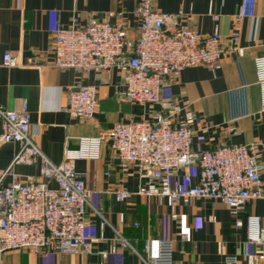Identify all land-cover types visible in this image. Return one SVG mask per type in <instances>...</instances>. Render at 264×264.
Masks as SVG:
<instances>
[{
  "label": "crops",
  "instance_id": "1",
  "mask_svg": "<svg viewBox=\"0 0 264 264\" xmlns=\"http://www.w3.org/2000/svg\"><path fill=\"white\" fill-rule=\"evenodd\" d=\"M138 2L0 0V105L16 111L27 107L31 133L52 163H62L67 149H79L82 138L96 137L118 122L152 118L159 111L157 105L119 98L116 73L110 83L102 84L94 72L61 70L53 62L54 34L59 25L85 24L92 16L104 19L109 11L123 10L129 33L135 36ZM155 4L162 11H182L185 21L201 33L220 31L226 45L238 31L245 49L243 55L225 54L222 67L215 71L206 66L188 67L163 89V96L180 105L178 119L194 117L193 150L264 143L255 65V57L264 54V0H156ZM7 52L17 55L21 65L4 66ZM79 80L99 89V104L89 122L64 110L68 88ZM19 147V143L0 147V169L12 163ZM75 168L91 191L85 235L92 252L39 255L28 250L9 251L0 257V264H146L157 252L160 238L173 240L174 264H264V241L250 240L248 223L249 216H258L264 228V197L249 200L234 214L227 204L210 198H194L172 207L157 196L138 195L146 178L135 167L121 165L110 140L101 144L98 157L78 159ZM189 173L188 181L181 170L174 183L183 188L196 185L198 167ZM39 176L40 161L18 163L5 184ZM50 184L56 186L53 181ZM120 186L131 191L124 201L115 197ZM237 220L243 225L238 227ZM228 257L237 261L230 262Z\"/></svg>",
  "mask_w": 264,
  "mask_h": 264
},
{
  "label": "built area",
  "instance_id": "2",
  "mask_svg": "<svg viewBox=\"0 0 264 264\" xmlns=\"http://www.w3.org/2000/svg\"><path fill=\"white\" fill-rule=\"evenodd\" d=\"M155 2L139 0L134 12L139 21L135 36L129 33L125 11H109L104 19L92 16L85 24L59 25L52 52L53 62L61 70L94 72L102 84L110 83L116 73L118 97L133 104L157 105L159 111L152 118L118 122L96 137L82 138L80 148L67 149L64 161L56 165L32 135L27 107L16 111L0 105V147L20 145L12 163L0 169V257L24 250L39 255L92 252L85 235L91 191L75 162L98 157L101 144L108 140L121 165L135 167L146 178L138 195L157 196L172 207L194 198H210L227 204L234 214L249 200L264 197V143L221 145L196 152L192 148L193 115L178 119L180 105L162 95L188 67L206 66L215 71L222 67L225 54L243 55L239 32L234 31L226 45L220 31L201 33L185 21L182 11H162ZM3 65L15 67L21 61L7 52ZM255 65L264 114V54L255 57ZM98 91L96 85L76 81L68 88L64 110L82 122L91 121L99 104ZM38 161L39 177L5 184L15 164ZM194 166L198 167L196 185L183 188L174 183L181 170L189 181ZM114 193L117 201L131 196L122 186ZM248 223L250 240L264 241L260 218L249 216ZM236 225L243 222L237 220ZM151 246L147 244L149 251ZM228 260L235 263L237 258ZM146 264H174L173 240L158 239L157 252Z\"/></svg>",
  "mask_w": 264,
  "mask_h": 264
}]
</instances>
